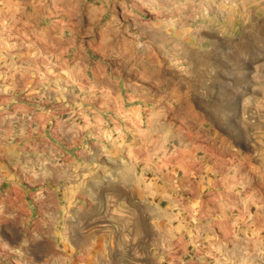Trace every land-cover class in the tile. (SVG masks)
Returning <instances> with one entry per match:
<instances>
[{
	"label": "rangeland",
	"instance_id": "obj_1",
	"mask_svg": "<svg viewBox=\"0 0 264 264\" xmlns=\"http://www.w3.org/2000/svg\"><path fill=\"white\" fill-rule=\"evenodd\" d=\"M0 264H264V0H0Z\"/></svg>",
	"mask_w": 264,
	"mask_h": 264
}]
</instances>
